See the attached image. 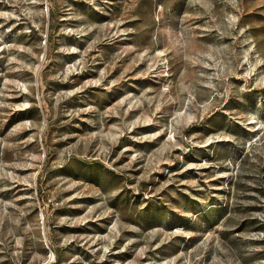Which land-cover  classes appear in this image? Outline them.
Returning <instances> with one entry per match:
<instances>
[{"label": "rangeland", "instance_id": "rangeland-1", "mask_svg": "<svg viewBox=\"0 0 264 264\" xmlns=\"http://www.w3.org/2000/svg\"><path fill=\"white\" fill-rule=\"evenodd\" d=\"M0 264H264V0H0Z\"/></svg>", "mask_w": 264, "mask_h": 264}]
</instances>
